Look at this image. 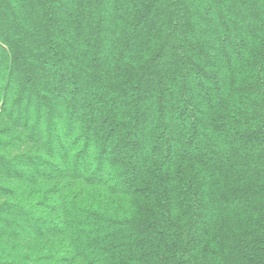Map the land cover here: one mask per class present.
Returning a JSON list of instances; mask_svg holds the SVG:
<instances>
[{
	"label": "trees",
	"instance_id": "16d2710c",
	"mask_svg": "<svg viewBox=\"0 0 264 264\" xmlns=\"http://www.w3.org/2000/svg\"><path fill=\"white\" fill-rule=\"evenodd\" d=\"M0 264H264V0H0Z\"/></svg>",
	"mask_w": 264,
	"mask_h": 264
}]
</instances>
